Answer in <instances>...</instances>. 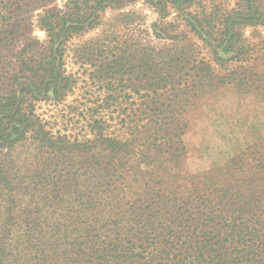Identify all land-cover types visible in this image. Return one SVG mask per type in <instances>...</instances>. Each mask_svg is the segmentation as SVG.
I'll return each mask as SVG.
<instances>
[{
	"label": "rangeland",
	"instance_id": "obj_1",
	"mask_svg": "<svg viewBox=\"0 0 264 264\" xmlns=\"http://www.w3.org/2000/svg\"><path fill=\"white\" fill-rule=\"evenodd\" d=\"M67 1L34 2L23 31L0 23V96L19 71L23 34L31 29L30 35L46 38L36 15L64 9ZM237 1L223 0L229 8ZM101 22L70 40L56 71L58 94L34 102L36 128L46 139L30 129L13 146L0 147V234L10 226L14 237L21 236L31 223L65 225L75 236L85 214L108 213L118 194L125 202L148 192L177 196V184L186 193L197 175L217 174L248 146H264V26L243 29L247 51L238 60L216 63L204 49L215 72L203 84L194 78L193 90L201 92L184 98L183 107L177 100V34L198 40L177 10L169 7L162 17L145 0H126L107 8ZM145 112L165 117L166 124L142 146V135L123 127L122 119ZM100 116L108 120V136L132 139L129 148L117 151L97 140Z\"/></svg>",
	"mask_w": 264,
	"mask_h": 264
},
{
	"label": "trees",
	"instance_id": "obj_2",
	"mask_svg": "<svg viewBox=\"0 0 264 264\" xmlns=\"http://www.w3.org/2000/svg\"><path fill=\"white\" fill-rule=\"evenodd\" d=\"M37 1L44 0H0V23L6 29L16 23L23 31ZM124 1L68 0L64 9L36 15V25L46 38L30 35L31 29L23 34L19 71L12 88L0 96V147L13 146L30 129L42 141L46 139L36 128L34 102L58 94L61 74L56 71L72 37L96 29L102 24L101 14ZM145 1L162 17L169 7L176 9L177 18L198 40L191 41L185 32L177 34V100L183 107L184 98L193 99L201 92H194V78L203 84L215 72L203 50L216 63L238 60L247 51L243 29L264 26V0H238L233 8L223 0ZM127 119H122V126L138 131L142 146L150 145L166 124L165 117L149 112ZM97 123L102 145L117 151L129 148L132 139L107 135L109 123L104 116ZM177 138L181 141L179 133ZM259 145L242 150L217 174L197 175V184L186 193L177 184V196L148 192L125 202L118 194L108 213L101 208L85 214L75 236L59 224L29 223L15 237L16 229L4 226L0 264H264V146Z\"/></svg>",
	"mask_w": 264,
	"mask_h": 264
}]
</instances>
